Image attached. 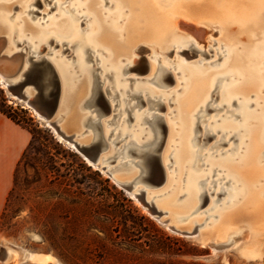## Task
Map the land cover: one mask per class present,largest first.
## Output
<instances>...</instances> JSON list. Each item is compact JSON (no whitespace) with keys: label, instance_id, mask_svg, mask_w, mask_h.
Masks as SVG:
<instances>
[{"label":"rangeland","instance_id":"rangeland-1","mask_svg":"<svg viewBox=\"0 0 264 264\" xmlns=\"http://www.w3.org/2000/svg\"><path fill=\"white\" fill-rule=\"evenodd\" d=\"M63 1L38 0L33 4L32 0H9L4 9L21 18H5L9 24L0 20V53L18 59L12 62L11 72L3 74L16 86L7 88L0 81V104L1 98H5L7 106L16 110L35 134L33 139L31 134L32 144L14 176L12 194L11 190L8 194L7 216L0 223V264H46L50 257L29 252L46 248L59 258L55 264H264V234L251 231L244 217H240L237 225L225 229L220 237L213 233L219 219L241 205L246 195L236 174L220 161L228 159L231 164H238L251 143L252 133L256 132L244 128V119L237 115L238 112L262 113L257 128L261 161L252 166H264V92L257 86L240 82L242 73L234 72L231 67L238 62L235 50H242L246 44L264 42V23L252 33L243 31L241 22L225 27L213 18L203 19L201 26L205 33L201 38L192 37L176 27L163 46L153 37H143L135 42L132 52L123 51L119 68L125 66L128 71L120 75L106 65L113 54L105 49L86 48L80 40L71 37L65 42L55 36L35 41L32 35L39 28L33 25L53 26L52 31L56 30V22L63 19L65 9L79 8L86 0ZM209 1L218 9L227 8L225 0H179L178 4L185 8L197 7ZM96 2L105 3L98 8L101 11L103 7L105 16L119 11L116 0ZM90 6L88 4V8ZM86 12L83 9L79 14ZM130 14L128 9L120 19L110 18L112 20L107 22L119 20L117 25L124 31L119 42L127 35L125 25ZM74 21L78 29H82L81 35L90 33L93 19L80 17ZM24 22L25 30L20 33L10 28V25L18 28ZM80 55L89 57L86 65L91 74L98 75L94 93L76 67L75 61ZM31 56L40 59L29 60ZM246 60V57L242 59ZM257 64L264 70V56ZM66 66L71 71L68 76L63 71ZM184 66L196 67L214 79L213 83L202 80L207 84V91L199 101L185 103L193 82ZM84 83L85 91L77 96L79 107L76 110L73 106L81 120L68 134H74L81 145L98 146L87 154L60 141L31 108L11 96L30 92L35 101L44 100L52 118L62 124L73 109L61 106L66 90ZM232 85L237 92L231 93L226 101L224 89ZM209 99L211 101L206 103ZM225 101L232 104L223 107ZM126 106L129 111L125 110ZM185 110L191 112V119L197 120L192 131L191 161L188 162L179 156L182 144L178 132L181 112ZM138 113L139 119L136 118ZM145 117L152 122H145ZM224 119L234 121L238 132L222 135L216 131L217 121ZM131 140L141 144L151 140L152 144L133 147L123 158L124 161L132 160V165L119 166L123 161L119 158V150ZM159 154L162 165L152 162L151 157L157 160ZM90 156L112 169L122 184L91 165ZM237 164L238 171L249 167ZM192 176L198 180V189H192L189 194L187 186ZM231 178L237 179V183ZM257 182L252 188L255 192L264 185V181ZM128 185H133V192L144 191L148 202L164 207L165 210L159 208L163 211L162 219L181 230H196L198 236H186L169 229L146 210L148 207L141 198L138 202L131 196ZM169 198L173 203L163 204ZM173 214H182L179 221ZM8 245L27 252L28 257L11 262L14 259ZM261 247L259 253H249Z\"/></svg>","mask_w":264,"mask_h":264},{"label":"bare ground","instance_id":"bare-ground-1","mask_svg":"<svg viewBox=\"0 0 264 264\" xmlns=\"http://www.w3.org/2000/svg\"><path fill=\"white\" fill-rule=\"evenodd\" d=\"M210 2L211 1L204 3L203 5H199L197 7H186L185 8L183 5L178 4L179 0H162V1L161 0H121L122 5L126 8L128 7L127 9H129V11L131 13L130 18L128 19V21L125 25L127 35L125 36L124 41L119 42L117 35L115 36L113 34H110L107 31H105L106 29H104V32L99 34V36L102 39L101 40L95 39V42L101 46L109 48L110 51L113 52V59L111 62L113 64H115L119 61V58L121 57L123 51H129V52L131 51L132 52L134 50L133 46H135V42H137L139 39H141L143 37H145V38L153 37L156 39L155 41L157 44L160 43L159 45H162L163 43H165V41H167L170 38V36L174 32L173 30H175L176 27H181L183 30L188 32V34H190L192 37L201 38L205 33V32H203V27L201 26V21H203V19L209 20V19L213 18L214 21L222 22L223 25H225V27H228V25H231V24L241 22V23H239V24H241V29L243 31H246V32L252 31V33H253V30L255 31L256 28H259V27L261 28V26L264 23L263 22V19H264V0H225V2L227 3V8H225L223 10L218 9V7L216 5H210V4H212ZM252 13H253V15H252ZM250 15H252V16H250ZM176 17H178V18H176ZM204 17H207V18H204ZM66 20L67 19H65V20L63 19V20L59 21V23L55 27L56 31L58 30V32H62L63 29L64 30L67 29L66 25L68 24V22ZM100 21H102V18H100ZM102 26H104V25H102ZM105 28H108V27H105ZM33 33L35 34L36 31ZM89 46L91 47V44ZM33 57L37 58V60L40 59V57H36V56H33ZM17 60L18 59L16 57L11 58V57H7L4 54L0 53V64L1 63L4 64V67H5L4 71L7 74L10 73L14 67V65H12V62L17 61ZM119 70H120L119 72L122 73L123 68H119ZM4 73L0 72V81L4 87L8 88L11 86L12 82L5 77L6 74L3 75ZM85 88H86L85 83L80 84V85H76V86H71V88L66 90V94H65V97L62 99L61 106L62 107L64 106L67 108H73V106H76L75 109L77 110L79 107L78 103L80 100V98H78L77 96L79 94L82 95V92L85 91ZM199 90H200V86H194L192 93L187 97L185 103H187L189 101H191V102L199 101L201 99L200 97H198L199 96ZM11 96H12V98L16 99L17 101L22 102L28 108H31V110L38 117V119L43 121L49 128H51L53 130V132L57 135V137L59 138L60 141H65L66 143L70 144L72 147H74L78 150L77 141L75 139L74 134L70 135L71 138L65 137V135H69L68 132L73 131L74 129L77 128V126H79V125H77V123L81 120V119L79 120V114L77 111H75L74 108L72 109L71 114H69V116L66 119L64 118L65 120L63 119L64 120L63 123L59 124L60 122H57V120H54L56 118H54V119L52 118L51 113L48 111V109L46 108V105L43 103V101H41L40 99L35 101L30 92L25 91V92H23L22 96H19V97L17 96V94H14V93L11 94ZM123 102L124 101H122L121 103H123ZM61 106H59V108ZM135 112H138V111H135ZM141 113L142 112H140V114ZM140 114L137 117L136 116L135 117L137 119H139ZM189 114L191 115V112H189L187 110L182 111L181 117L186 116V118H187V116L189 117ZM141 115H143V114H141ZM136 118H135V120H136ZM188 119H185V120H188ZM190 123L191 122H189V125H191ZM186 124H188V123L186 122ZM56 126L60 129V131L62 133L58 132V130L55 128ZM103 127H105V125ZM108 130H110V129L108 128ZM122 131H125V130H122ZM76 133H77V131H76ZM185 133H187L186 130H185ZM149 134H150V132H149ZM189 137H190L189 135L188 136L185 135V138H183L184 140L181 142L182 149L179 152V156L181 159L183 157L185 159H187L184 162H188V160L191 161L190 157L192 156V154H191L192 150H190V143H189L190 138ZM259 137H260L259 133H258V131H256V133H254L252 138H251V144L248 147V151H247L245 157L243 159H241L238 162V164L236 163L237 166L245 165V166H249V167H247L246 169H243L242 171H238L236 169V166H235L236 164L234 165L232 163L233 164L232 165L230 162L226 163V165L229 168V171L235 173L236 176L238 177L237 179L240 180V181L238 180L239 184L241 183L243 185V187H242V185H240V186L242 187L241 189H244L246 195L243 196V198H242L243 200H242L241 205H238L234 209L228 211L227 213H225L223 215V217H221V219H219V221L215 227L216 228L215 232H213L218 237H220L221 234L228 227L237 225L240 217H244L247 220L251 231H253L254 233H260V234L263 233L264 234V198H261V196H264V185L261 187V189H259V191L255 192L252 190V188H254L255 186L258 185V182H257L258 180L264 181V166H263V168L262 167L257 168V167L252 166V163H259L258 158L260 157V154H261V150H259L257 148V143H258ZM133 138H134V135H133ZM149 141H151V140H149ZM181 159H179V161H181ZM117 160H118V158H117ZM88 161L91 165H93L97 168H100L97 164H94L92 160L88 159ZM117 162H119V161H117ZM184 164H187V163H184ZM188 164H190V163H188ZM184 167H185V165H184ZM184 169H186V168H184ZM189 169H190V166H189ZM190 171H192V173H193V169H191ZM203 171H204V169H203ZM196 173L198 174L197 171H196ZM187 174H189V172ZM187 174H186V176H187ZM204 174H205V172H204ZM200 176H201V174H200ZM202 176H204V175H202ZM209 176H210V173H209ZM233 177H235V175ZM112 178H114L115 181H118V178L115 177L114 173L112 175ZM231 179L232 180L234 179L235 182L237 181V179H235V178H231ZM188 181H189L188 186L186 184L185 185L188 188L187 190L190 192L189 194H191L192 189L193 190L198 189L197 188L198 180L192 176V178H190V180H188ZM180 185L182 187V184H180ZM238 189H240V188H238ZM131 192H132L131 196L139 202L140 199L137 195V191H134V192L131 191ZM234 194H236V193H234ZM234 198H235V196H234ZM172 203H173V199L169 198L168 201H164L163 204L171 205ZM157 207L162 209V210L164 208V207H161L160 205H157ZM248 207H252L253 209H251L249 212H247L246 209H248ZM145 209H146V207H145ZM146 210H148L150 212L149 209H146ZM164 210H165V208H164ZM173 215L179 221L178 218L182 214H180V215L179 214H173ZM154 217L157 218L156 216H154ZM157 219H159L162 223H164L171 230H174L176 232H180L181 234H183L185 232L191 233V234L186 235V236H198V231H195V232L191 231L190 232L188 230H181V229L177 228L174 224H171L168 220L162 219L161 216L158 217ZM183 235H185V234H183ZM212 248H213V250L215 249V247H213V246H212ZM259 249H262V247L250 250L249 253H253V252L255 254L259 253ZM8 251H9V254L13 255V257H15V258L24 259L23 257H25V258L28 257L27 252H24V251L22 252L16 248H14L13 246L8 245Z\"/></svg>","mask_w":264,"mask_h":264},{"label":"flooded vegetation","instance_id":"flooded-vegetation-1","mask_svg":"<svg viewBox=\"0 0 264 264\" xmlns=\"http://www.w3.org/2000/svg\"><path fill=\"white\" fill-rule=\"evenodd\" d=\"M9 0H1L0 1V20L6 22L7 24H9L7 22V19L5 18H21L20 16H15L11 13H8L6 9H4L6 7V5L8 4ZM22 1H26V0H22ZM67 0H64L63 2H65ZM97 0H86L81 7H71L69 9H65V11L62 14V17L64 20L67 19L66 21L68 22L67 29L64 30L62 32H58V30H53L52 31V27L49 28H41L39 26H35L33 25L32 27L35 28H39V31H36L35 36L32 35V37L35 39V41H42L45 40L48 37H59L62 38L63 41L65 42V39H69L70 37L73 39H77L80 40L83 44L84 47H90L89 45L91 44V47H95V48H99V49H105L106 51H108L109 54H113L112 51H110L109 48H106L104 46H101L99 44H97L95 42V37L94 36H99V34H101L102 32H104V29H106L105 31H107L110 34L113 35H117L118 39L121 40L124 36V31H122L120 29L119 25V20L116 21H112V22H108L111 21L112 19L110 18H121L122 14L124 12H127V8L124 7L121 3V0H116L117 6L119 7V11H117L116 13L113 14H109L107 16H105L106 11L103 10V7L101 9V11H98L99 6H103L105 5V3H97ZM38 0H32L31 3H37ZM63 2H60V4H62ZM88 4L91 5L88 8ZM86 9V13L85 14H79V11ZM91 18L93 19V25L90 28V33H88L87 35L83 36L81 35L83 32L82 29H78L77 25H75V21L74 18ZM100 18H102V21H100ZM104 18V19H103ZM126 18H128V16H126ZM62 19V20H63ZM61 21V20H60ZM56 23H59V21H57ZM55 23V24H56ZM24 23H22L20 25V27H14L13 25H10V28L12 29L13 32H22V30L24 31ZM31 24V23H28ZM118 24V25H117ZM32 25V24H31ZM104 25V26H102ZM108 27V28H105ZM61 30V29H60ZM83 36V37H81ZM163 46V45H162ZM90 47V48H91ZM161 47V46H160ZM235 55V58L237 59L238 62L233 63V65H231L232 70L234 72H241V76H239L240 82L242 83H248V84H252L254 86H257L260 88V92H264V70H260L258 67L257 62L261 59V57L264 56V42L259 43L258 45H250V44H246L244 46H242V50L240 51H234L233 52ZM246 57L247 60L246 61H242V59ZM89 57L88 56H84V55H80L79 59L76 60V67H79V70L81 72V74H83V79L86 80V83L89 86H93L94 83L97 82V74H91L92 71L89 68V66L86 65V61H88ZM242 62H241V61ZM112 61V60H111ZM63 63V62H62ZM106 65L110 66V70L112 72L115 73H120L119 71V63H115L113 64L112 62H109V59L106 63ZM121 68H123L122 73H120V75L125 74L128 71V68H125V66H122ZM184 71L185 73L188 75L189 80H192V84H191V89L189 91H187V94L190 95L194 89V86H200V90H199V96L201 99L203 98V96L206 93V89H207V84L204 82H202V80H206L209 83H213L214 79L211 78V74L209 73H205L202 71H199V69H197L196 67L193 66H184ZM63 71L65 73L66 76H68L69 74H71V71L69 70V68L66 66L65 68H63ZM91 75L93 76V80H91ZM121 79V78H120ZM217 79V78H215ZM201 81V82H200ZM119 82V81H118ZM216 84V83H215ZM129 87V86H128ZM236 91V86L232 85L226 89H224V94H223V98L224 100H228L230 98V94L231 93H235ZM241 92V91H238ZM211 95H213V91L211 92ZM244 95V93H243ZM128 98H125V101H127ZM211 100H207L206 103H209ZM224 102L223 103V107L224 106H229L232 103L231 102ZM126 111H129L128 107H125ZM146 115V114H145ZM238 116H240L241 118L244 119V128L246 130H256L259 127V122L260 119L262 117V113L260 111H247V110H243L241 112L237 113ZM189 118V119H188ZM145 119V122L147 123H151L152 119L151 118H143ZM184 119V120H183ZM188 119V120H185ZM150 121V122H149ZM185 121V122H184ZM196 119H191L190 115L189 117L184 116L181 117V121H180V127H179V136H180V142H182L186 136H190L189 138V143H190V148H191V142H194V136H193V130L195 129V124ZM186 122L188 124H186ZM189 122H191L189 125ZM185 123V124H184ZM216 131H219L222 133V135H225L227 133H236L238 132L237 129H235L237 127V124L234 123V121H231L229 119H224L221 121H217L216 123ZM189 125V126H188ZM185 130L187 133H185ZM192 132V133H191ZM191 133V134H190ZM256 132L252 133L253 134ZM251 144V143H250ZM250 144L248 145V147L250 146ZM193 145V144H192ZM248 147L246 150V153L248 151ZM245 153V155H246ZM245 155L243 156V158L245 157ZM261 157V154H260ZM258 158L259 162L261 161V158ZM242 158V159H243ZM223 164L228 163L230 160L228 159H222L220 160Z\"/></svg>","mask_w":264,"mask_h":264},{"label":"crops","instance_id":"crops-1","mask_svg":"<svg viewBox=\"0 0 264 264\" xmlns=\"http://www.w3.org/2000/svg\"><path fill=\"white\" fill-rule=\"evenodd\" d=\"M31 133L0 112V214L12 188L14 173L23 152L29 146ZM40 257H50L46 264H55L59 258L51 249L29 251ZM11 262L19 258L13 257ZM24 259H19L22 261Z\"/></svg>","mask_w":264,"mask_h":264},{"label":"water","instance_id":"water-1","mask_svg":"<svg viewBox=\"0 0 264 264\" xmlns=\"http://www.w3.org/2000/svg\"><path fill=\"white\" fill-rule=\"evenodd\" d=\"M31 58H33L32 56L29 58V60L31 59ZM34 62L33 63H35L37 60H33ZM51 64V63H50ZM52 65V64H51ZM4 69H5V67H4V64L3 63H1L0 64V72L1 73H4L5 71H4ZM96 84L97 83H94V85L92 86V90H93V92L92 93H94V91H95V89H96ZM14 86H16V85H14V84H11V86L10 87H14ZM22 94H23V92H21V93H18L17 94V96L19 97V96H22ZM94 95V94H93ZM92 95V96H93ZM91 96V97H92ZM43 103H44V100H43ZM86 105V104H85ZM87 105H88V103H87ZM150 122V121H149ZM99 124H100V122H98ZM157 122H155V124H156ZM57 130H58V132L59 133H62L61 131H60V129L56 126L55 127ZM65 137L66 138H71V136L70 135H65ZM153 137H155V135L153 136ZM152 144V141L150 142V141H146V142H143L142 144L141 143H137L135 140H131L130 141V143H128V144H126L122 149H120L119 150V152H120V155H119V157L121 158V160H123V158L124 157H126V155H128V153H129V151H132L133 150V147H148L149 145H151ZM163 146V145H162ZM161 146V148H160V154H161V150H162V147ZM77 148H78V150L80 151V152H82L83 154H87V152H90V151H94V150H96V149H98V146L97 147H95V146H93L92 148H90V147H88V146H84V145H81V144H79V143H77ZM160 154H159V159H155V157H151L152 158V162H158V164L159 165H162V161H161V156H160ZM90 158H91V160L93 161V163L94 164H97L100 168H101V170H103V171H105V172H107V174L112 178V175H113V172H112V169H108L107 168V166H105V165H103L102 166V164L101 163H98V159L96 158V157H93V156H90ZM150 158V159H151ZM131 161L132 160H126V161H121L120 163H119V166H126V167H129V166H131L132 164H131ZM200 181H202V180H200ZM116 182H118L119 184H122L119 180L118 181H116ZM163 182V181H162ZM123 186H126L125 184H123ZM127 188H129L128 190H130V191H133V185H128V187ZM137 195H138V197L139 198H141L142 200H143V203L148 207V209L150 210V212H151V214H153L154 216H156L157 218L158 217H160V216H162V214H163V211L162 210H160L153 202H148L146 199H145V192L144 191H142V192H139V193H137ZM142 195V197H140ZM196 231V230H195ZM195 231H193V232H195ZM183 234H185V235H189V234H191V233H183Z\"/></svg>","mask_w":264,"mask_h":264},{"label":"trees","instance_id":"trees-1","mask_svg":"<svg viewBox=\"0 0 264 264\" xmlns=\"http://www.w3.org/2000/svg\"><path fill=\"white\" fill-rule=\"evenodd\" d=\"M2 100V104H0V112L5 114L8 118H10L11 120H13L15 123L21 125L22 127L26 128L29 130V132L33 135L32 139L35 138V134L34 132L30 129V127L28 126V123L25 119L19 117V114L16 110H14L12 107L10 106H7L6 104V100L5 98H1ZM32 139L29 143V146H31L32 144ZM28 146V147H29ZM27 147V149H28ZM27 149L23 152L22 156H21V159L19 160L18 164H17V167L15 169V173H14V176L16 175V172H17V169L18 167L20 166V164L22 163V161L26 158L27 156ZM12 194V190L10 192V195ZM9 195V196H10ZM9 196L7 197V200H6V204H5V207H4V210L0 216V223L5 219V217L7 216V211H8V208H9Z\"/></svg>","mask_w":264,"mask_h":264}]
</instances>
